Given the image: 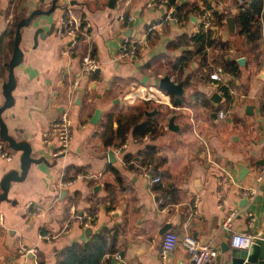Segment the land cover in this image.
I'll return each instance as SVG.
<instances>
[{"label":"crops","instance_id":"crops-1","mask_svg":"<svg viewBox=\"0 0 264 264\" xmlns=\"http://www.w3.org/2000/svg\"><path fill=\"white\" fill-rule=\"evenodd\" d=\"M236 2L58 0L60 7L50 16H39L22 28L24 58L15 68V102L2 117L9 134L28 142L31 157L38 162L31 164L23 181L11 184L8 200L0 202V264H21L22 247L35 252L30 264L36 257L39 264H58L65 246L88 242L102 231L109 234L110 251L101 264H190L182 242L170 256L162 257L169 231L181 238L189 233L200 243L210 244L218 252L215 264H227L230 251L225 245L232 249L234 234L252 238L264 229V40L253 51L248 36L239 34L236 21L234 32L230 31L227 17L235 18ZM214 3L225 20L204 31L212 30L225 46H206L203 60L195 52L193 37L202 31L200 10H210ZM51 4L52 0H0V106L5 101L3 84L9 75L17 24L33 10H48ZM186 5L192 10L187 15L186 9L178 10ZM65 10L89 19V31L78 39L71 55L65 54L70 40L56 34ZM120 16L131 20H120ZM52 24L55 28L48 34ZM38 28L45 37L35 41ZM124 40L140 42L137 56L120 58ZM89 52L99 68L84 74L82 61ZM224 52L240 68L236 76L222 71L221 80L215 81L211 75L222 68ZM241 58L246 59L243 64L238 61ZM167 75L185 82L180 104L177 95L159 86ZM219 83L229 88L230 101L218 91ZM215 92L218 102L212 99ZM98 108L102 114L94 124ZM220 111L226 112L224 119ZM64 112L71 119L73 139L68 153L56 158L57 141L48 145L44 135L50 122ZM173 116L177 131L168 128ZM146 123H158L156 131L137 136L138 126ZM144 136L147 140L141 139ZM0 142L9 147L1 136ZM124 145L111 162L109 152ZM10 150L12 161L0 158V183L8 170L21 172L22 152ZM149 160L165 188L173 192L174 201L165 207L134 165H126ZM242 165L248 169L245 177H241ZM78 174L92 177L62 186L63 180ZM219 179L226 184L219 185ZM249 187L257 193L245 201L242 192ZM220 191L224 207H220ZM29 203L41 206L40 216L32 214ZM91 210L96 211V219L88 234V227L76 222L52 243L39 239L40 231L57 233L72 216ZM231 210L237 213L228 231L223 224ZM186 220L191 221L189 230L183 228ZM168 225V231L161 232Z\"/></svg>","mask_w":264,"mask_h":264},{"label":"built area","instance_id":"built-area-1","mask_svg":"<svg viewBox=\"0 0 264 264\" xmlns=\"http://www.w3.org/2000/svg\"><path fill=\"white\" fill-rule=\"evenodd\" d=\"M238 3L241 5H244V0H238ZM245 8L247 5H244ZM174 8V7H173ZM120 20H131V18H125V16H120ZM212 14L210 10L204 9L201 12L200 15V27L199 30H209L212 28ZM174 20L177 22L178 19ZM262 24H264V19L261 18ZM89 31V19H80L78 16H76L73 12L65 10L63 14L60 16L57 22L56 27V34L60 39H69L70 44L65 49V54L71 55L74 53V49L78 43V38L83 37L84 35H87ZM140 42L139 43H133L129 40H124L121 51H120V58H132L134 56H137V54L141 50ZM99 68V62L98 60L89 52L86 54L82 61V72L84 74H92L93 72H96ZM221 73L222 70L219 68L218 72H215L211 75V78L215 81L221 80ZM219 117L221 119H224L226 117L225 111L219 112ZM45 139L44 141L51 145L53 140L57 141L56 149L53 152V156L58 158L66 153H68L73 135H72V122L67 114V112H64L59 118L54 119L50 122L48 130L45 132ZM142 140H147V136H144L141 138ZM126 145L115 149L114 152L118 155L122 153L123 148H125ZM0 158L6 161H12L13 159V153L11 152L10 148L5 144L0 142ZM131 163V164H130ZM126 165H134L136 170L138 171L139 176L144 178L150 189L156 193V195L159 194V191L155 190V187L163 184V179L160 176V174L157 172V169L155 168V165L153 163H145V164H138L136 162H127ZM262 174H264V165L261 170ZM91 178V175H82L78 174L77 177L69 179V180H63L62 186L67 188L74 184L78 179L80 178ZM261 180V177L258 179ZM219 185L226 184L224 179L218 180ZM257 193V189L255 187H249L247 189H244L242 192V196L248 200H251L254 198V196ZM218 198L220 199V207H224L225 200L223 199V194L220 191L218 193ZM161 203L164 202L163 199L160 201ZM199 200H195V207H198ZM27 208L32 211V214L34 216H40L42 212V208L39 205H34L32 203H29ZM196 213V211H195ZM236 210H231L223 224V227L227 229L228 231L232 227V222L234 217L236 216ZM249 216L252 217L253 214L249 213ZM96 219V213L94 212H85L83 214H77L72 216L66 224L61 228V230L57 233H48L44 231H40L38 234V237L41 241L52 243L56 238L59 236L69 232L74 224L76 222H79L82 224L83 227H92L94 220ZM191 225L190 220H186L183 223V228L185 230H189ZM236 238H240L242 243H245L247 239L252 240L250 236H246L245 234L236 233L233 235L231 246L232 248H242V247H234L233 241ZM182 242L184 246L187 249L188 252V258L190 261V264H215V260L217 258L218 252L217 250L213 249L210 244H202L200 243L196 238H194L191 234L186 233L183 238L180 237V235L176 232L169 231L165 234L163 245H162V257L167 258L170 256L177 248L178 244ZM20 254L22 257L21 264H30V256L35 257V252L31 248L22 247L20 249ZM34 264H39V261L36 258H34Z\"/></svg>","mask_w":264,"mask_h":264},{"label":"water","instance_id":"water-1","mask_svg":"<svg viewBox=\"0 0 264 264\" xmlns=\"http://www.w3.org/2000/svg\"><path fill=\"white\" fill-rule=\"evenodd\" d=\"M113 4H116L117 0H111ZM41 2H44V0H41ZM170 4V2L167 3V6ZM60 7L58 0H52V4L50 9L44 10L42 8H37L33 10L29 16L23 17L19 20L15 32V40H14V51L13 55L11 57V60L9 62V75L6 82L3 84V94L5 97L4 103L0 106V136L2 139H4L9 147L14 151H21V172L19 173L17 170L10 169L8 170L5 175L3 176L0 186L2 189V192L0 193V202L4 200H8L9 191L11 188V184L13 182H20L23 181L27 173L29 171V168L32 163L38 162V160H35L31 157L32 149L30 144L26 141H17L15 140L8 131V127L6 123L4 122V119L2 117L3 112L13 106L15 99L13 95V91L16 87L17 81L15 76V68L23 61L24 53L20 47L22 42V28L26 26H30L32 22L36 18L42 15L50 16L56 9ZM177 9L173 11L171 16H174ZM228 26L231 32H234L235 30V18L233 16L227 17ZM130 26H133L131 23ZM55 28V24H52L51 30L48 32V34H51ZM215 32L217 29H214ZM42 28H38L35 32V41H38V37H45L44 33H42ZM41 34V35H40ZM79 39V38H78ZM241 64H243L246 59L241 58L238 60ZM264 73V72H263ZM261 76H264V74H261ZM160 88L164 91H166L169 94H175L177 95L176 103H181V98L185 95V82H176L171 79L169 75L164 76L160 79ZM81 90V89H77ZM82 91V90H81ZM212 99L216 102L220 101V96L218 92H215L212 95ZM251 109H253V106L250 105ZM102 109L98 108L95 110V113L92 118V123L97 124L101 118ZM148 115H151V113H147ZM216 116V115H215ZM175 117H171L169 120V126L168 128L173 131H177V126L174 123ZM109 159L111 162L116 161L115 159V153L114 151L109 152L108 154ZM241 177H245L248 173V169L246 165H242L241 167ZM199 182L197 183L198 187ZM65 191H62V196L65 194ZM245 201H248L246 199ZM170 225L165 226L161 232L168 231ZM258 227V223L256 224V228ZM90 228L86 229L87 234L90 232ZM245 244H247L246 247L243 248H230V246H226L227 249L230 251V258L227 262V264H264V229L258 232L251 240V242L245 241Z\"/></svg>","mask_w":264,"mask_h":264},{"label":"trees","instance_id":"trees-1","mask_svg":"<svg viewBox=\"0 0 264 264\" xmlns=\"http://www.w3.org/2000/svg\"><path fill=\"white\" fill-rule=\"evenodd\" d=\"M217 5L218 4L214 3L209 6L212 14L215 16V19L212 21V27H218L221 22L225 20L224 13L219 12ZM244 5H247V7L245 8ZM244 5H240L237 0L236 8L238 12L235 15V21L239 34L248 36L247 39L252 43V49L254 51L259 48L260 43L264 40V28L260 21V17L264 12V0H244ZM174 8L176 7L174 6ZM183 9H186V15L192 11L188 9V5L181 6L178 10L182 12ZM200 11L202 12V10ZM177 17L181 19L182 15L179 14ZM193 42L195 46V52L200 54L203 60H206L205 47L220 43V40L214 38V33L212 30L209 32L202 30L195 34L193 37ZM220 45L224 47L225 43H220ZM190 54L191 53H189V56ZM228 57L229 54L226 52L221 55V70L225 73L231 74L232 76H236L240 66L237 61L230 60ZM217 89L228 101L231 100L232 97L228 87L220 85L219 83ZM157 127L158 123H146L142 126H138L137 136H142L149 132H155ZM149 163L155 164L153 160H149ZM157 172L160 174L158 169ZM155 190L159 191V198L164 200L162 206L165 207L174 201L173 192L167 190L164 184L156 186ZM89 212L96 213L95 210H91ZM109 238L108 232L102 231L94 235L93 238H91V240L88 242L73 243L65 246L60 253L58 264H101L103 258L110 251Z\"/></svg>","mask_w":264,"mask_h":264},{"label":"clouds","instance_id":"clouds-1","mask_svg":"<svg viewBox=\"0 0 264 264\" xmlns=\"http://www.w3.org/2000/svg\"><path fill=\"white\" fill-rule=\"evenodd\" d=\"M233 246H234V247H246L247 244L242 243V241H241L240 238H236V239H234V241H233Z\"/></svg>","mask_w":264,"mask_h":264}]
</instances>
